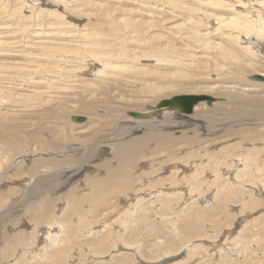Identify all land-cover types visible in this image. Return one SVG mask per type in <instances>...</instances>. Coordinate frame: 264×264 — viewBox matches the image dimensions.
Returning a JSON list of instances; mask_svg holds the SVG:
<instances>
[{"label":"bare ground","instance_id":"6f19581e","mask_svg":"<svg viewBox=\"0 0 264 264\" xmlns=\"http://www.w3.org/2000/svg\"><path fill=\"white\" fill-rule=\"evenodd\" d=\"M205 1L207 4L210 5V8L215 7L216 5V7L218 6V8L221 7L224 10H230L228 7H230L231 4L224 0H205ZM256 1H257V4L259 3L258 5L264 4V0H256ZM52 2L53 4L58 5L60 9H62V13H59L61 12L60 10L52 8V6L51 8L48 6L50 8L48 10L51 13H44V14L42 13V15L46 19L47 18H56V19L60 18L61 20L63 16V21L64 19L69 20V18L72 17L71 14L76 13L77 9L79 8L78 0H52ZM39 3L40 4L43 3L44 5H46L48 3V0H41L39 1ZM245 4H247V2ZM73 5L77 7L75 8L74 12H73L74 10ZM200 5H202L201 2H200ZM33 6L35 5H30V6L27 5V7H29L28 9H30L31 11H32V8H34ZM35 7L40 8L37 5ZM260 8H262V6ZM120 9L122 8L120 7ZM243 9H246V8L244 7ZM33 12L35 13L34 10ZM215 12L216 11H214L213 13L206 12V13L193 14V17L189 18L188 20V21H192V24L185 27V29L191 30V31L192 29L195 30V32L200 33L199 35L205 38L204 41H206V39H208L214 33H218V32L220 33V29L222 27H226L227 30L224 32V34L233 36L231 40L228 39L229 42L227 44L230 47H228L227 45H224L225 43L221 44L222 40L224 41L225 39L226 41L228 36L225 37L224 35L222 36V38L220 37L221 38V42H220V41H216L218 38H216V35H214L215 36L214 42H213L214 44L212 47L217 50L210 51L204 48L202 52L201 51L198 52L199 50L197 51V48L201 47L202 49L203 45L197 46V43L195 40L190 41L189 39L192 38L195 34L191 35L185 31L186 32L185 37H182L180 39L173 37V39L169 40L166 45H161L160 47L155 46V45H150V43L153 42V40L147 39L146 41L151 40V42L148 41L149 46H147L146 48H142V46H140V50L137 49L138 51L137 50L134 51L130 49L134 53L130 52L129 54H127V56L125 54L127 50L120 52L122 56L124 54L126 57V59L120 62L118 60L111 59V55H109V53L113 51L112 49H110L111 51L109 52L99 51L98 54H101L102 56L107 55V58L106 57L101 58L100 55L97 57L95 53L94 57L95 58L100 57L101 63L92 62L90 65L84 64L83 66L80 67V70L83 71L81 74L78 73L80 72V70L77 72L74 69L76 71V74L78 73L77 76L75 75V86L81 89V91H79V94H78L79 96L85 95V93H88L89 95L90 93L96 95L98 92H95V91H97L99 88L103 90L102 94L106 92L111 95V93H113L112 92L113 90L111 91V89H116V90L119 89L118 93L119 92L123 93V97L122 98L120 97L122 101H120L121 100L120 98H119L120 100L118 101L117 100L118 98H117L115 99V101L117 100V102H108L107 99L103 101H99L96 96L92 100H89V101L82 100L83 96H80L81 100L78 102L79 98L76 99V95L74 96V98H65L62 101V102H67L71 100V103H75V113L86 114V116H88L89 118L88 123L85 122L82 124L80 123V121L73 123L74 121L70 122L69 120H67L64 113L60 111L61 109L60 106L58 107L60 101H55L52 98H51L52 99L51 105L40 106L38 102L40 98H37L36 100L34 98L36 95L39 96V94H41L44 91H47L50 93L48 94V96L53 97L54 95H53L52 89L49 88V86L43 84L44 81L38 82V80H40V78H38L39 75L37 76L38 78L37 82L35 81L36 78L34 79V77L29 74H28V77L25 75L26 77L24 76L22 78L21 77L16 78L14 76L8 78L7 82L8 84H10V88H8L6 92L4 91L0 93V97H1L0 102L4 100L6 101L8 97L13 100L14 96H9V95L15 94V92L18 91L17 94L19 93L20 95L22 94L21 97L25 96V98L21 99L22 101L24 100L25 103L22 104V106H20V104L17 106H20L21 110L24 111L25 113L23 112L15 113L13 109L14 113L13 114L11 113V115L6 116V114L0 111V170L2 171L4 168L8 169L9 166H13L9 168L10 171H12V169L14 170L17 169L18 174H20L22 177L23 175L28 174L29 178H23V179L19 178L18 179L15 175V177L13 178H17L16 180H20V181L15 182L14 181L15 179H14L13 180L15 182L14 184H16L17 186L15 187L13 186L12 188H11L12 184L10 186V184L8 183L9 181L8 182L4 181V183L2 184H4V186L6 184L9 185V188L12 189L13 191L14 198L9 196L12 198L10 201V205L13 207H11V210L9 211L20 210L21 206H25L23 208L21 207L22 211H25V212L24 214L20 215V217H23L24 219H19V224L26 227L28 225H31L32 223L35 229L40 230L39 231L40 235L35 238L33 237L34 239L32 238V240H34L33 241L34 243L32 246L34 251L37 252L41 250L42 248L46 249L44 248L45 246L44 247L40 246L41 244H39V247H38L36 243L38 240L42 239L46 242V244L49 243L53 245L54 243L57 246L55 249V254L53 255L54 257L47 254L49 255L50 258H52V260H54L53 262H56L58 260L56 256H59V255L60 257L61 255L63 256L61 258V261H62L64 259V256H66V254L73 253L72 252L73 249H74V253H73L74 255L73 256L70 255L72 256V258L71 257L70 258L73 259V261L75 260V258L80 260L81 258L85 257L83 256L82 253L84 252V249L86 248L84 247L83 243H81L83 242L82 239L85 236L82 239L80 238L81 241L79 239L80 242L77 241L78 239L76 240V238L77 237L79 238L80 235L81 236L84 234L86 235V233L89 232L95 235L93 236L91 234L93 237L90 239L89 243L87 244L88 245L87 254L89 256V259L92 260L90 261L95 264H105V262L104 263L102 262V258H104L105 260L109 256H111L109 258L110 263H107V264H132V262H134V259L132 258V256L133 257L136 256L134 257L136 261L139 258L141 260V258L144 256L145 258L141 260L142 264H243L241 262H238L239 259L234 261L236 258V257L234 258V251L236 249V252H237V248L239 246H243L245 249L248 250L250 248L248 247L250 242L247 243L246 241H248L249 239L248 240L245 239L246 240L245 242L247 243V245H244L245 242L244 244L241 242V240H243L241 237H237V238H232V236L230 237V228L233 224H231L230 227L227 224L232 223V221L235 218L233 217L231 218L230 217L231 215L227 217L226 215H224L221 218L222 219L221 221L220 215L215 219V218L209 217L205 213L198 212L197 206H196V209L192 207L191 204L189 203L190 198H186V195H185V193L192 192L193 187L195 188V190L199 191L201 187H198V186H201L202 184L200 180L202 178H209V176L210 177L213 176L214 182L212 184L210 183L211 184L210 186H212L213 184L214 185L216 184L215 186H217L218 184V188L215 187L216 191L213 192V196H215L216 198L214 202L216 201L218 204L226 205V206L231 201L236 204H239V203L244 204L243 207H241L243 209H240V213H239L243 215L247 207L250 210L255 207L258 208L261 202L258 201L257 197H260V196L255 197V195L259 193L260 191L264 193V177L263 176L261 177L260 175L261 178L257 179V177L259 176L258 171L262 169L261 168L262 163L259 161L260 160L259 157L261 156L260 153L263 152L261 150H263L264 148L258 152L253 151L254 149L255 151L256 149H258V147L255 145V142L258 141L259 139H262V140L264 139V93L257 92L258 90L257 87L264 86V83H260V82H264V81L256 80V81L251 82L250 77L249 78L246 77V76L252 75L254 73L253 71H260L264 73V60H262V58L257 52V50H259L258 49L259 47L262 48L261 44L263 45V42H264V14H263L264 12L262 10L263 13L262 12L260 13V11H258V13L257 12L251 13L247 11L245 12L241 11V13H219L218 9H217L218 13H215ZM169 13H162V14L160 13L161 15H163L161 19L157 20L156 19L157 17H156L155 19L153 18L150 19V21L159 22L161 23L163 28L167 30L171 29V32H173L172 27L174 26V23L172 22V20L174 19L173 17L174 15L169 14ZM200 14H203L202 17L200 16ZM223 14H228V16L227 15L223 16ZM36 15L34 14V16ZM214 15H218L219 20L209 18ZM82 16L84 17V15ZM94 16L95 15H93V17ZM86 17H87V14H86ZM35 18H33V21ZM42 18L43 17H41V19ZM74 18H75L74 19L75 23H73L72 25L74 26L78 25L77 27L79 29L80 23H78V21L81 18L78 17L77 14L75 15ZM146 18L148 22V19L150 17L147 15ZM134 20L130 22H134ZM176 20H179V19H176ZM211 20L212 22H215L218 25H215V26L210 25L209 23L211 22ZM182 21H183V18H182ZM40 22L41 24H43L42 23L43 21H40ZM52 23L55 24L54 22ZM61 23L63 25V22ZM41 24L39 26H43ZM62 25L60 24V26ZM208 25L213 26L211 27V30L208 29ZM44 26H46L45 22H44ZM63 28L68 29L67 30L68 32L77 31V29H71L73 27L71 28L69 27L70 28L69 30V28H67L66 25ZM63 28H62V32H63ZM139 28L140 27H138L137 28L138 30L136 31H139ZM90 31L91 30H89V32ZM108 31L106 32L109 33ZM100 32H103V31H100ZM61 33L59 35L65 36V33L64 34H61ZM90 35L88 33V36ZM77 36H81V35H77ZM249 37H252L250 41H252L253 44L256 42V48H254L255 45H253V46L244 47L243 49H239L237 47L238 43H240L242 40H245V38L247 39ZM66 38H67V35H66ZM79 38L80 37H78V39ZM99 38L97 39L99 40ZM104 39H106V37ZM198 39H200V37ZM212 39L213 38L211 37V41ZM181 40H183L184 43H181L180 42ZM100 41L102 44L103 43L102 40ZM22 42L26 43V41H22ZM77 42L78 41H76V43ZM242 42H245V41H242ZM259 42L261 43L258 44ZM81 44H83L84 46L85 43H81ZM93 44H94V47H96L97 43L93 42ZM128 44H129V41H128ZM198 44L200 43L198 42ZM31 45H33V43ZM107 45L108 44H106V46ZM87 46L89 45L87 44ZM110 46L111 45H109V47ZM117 46L115 48H117ZM64 47L66 46L64 45ZM109 47H107V49ZM61 49H62V46L60 50ZM80 50L82 51V49ZM103 50L105 51V49ZM94 51L95 50H93V52ZM114 52H119V50L114 51ZM73 54L74 52L72 53V55ZM200 54L201 56L204 55V57H201ZM83 55L81 54L80 56L82 57ZM221 56H223L224 58L221 59ZM257 56L260 57V59L257 60L258 58ZM85 58L87 59L89 57H85ZM20 59L19 60L17 59L18 61L16 63L18 64V66L23 67L20 63H18ZM141 59H145L147 61L153 60L156 62H143V60ZM66 60L68 59L66 58ZM139 60H141L140 63H139ZM56 62L57 60L55 61V64ZM198 63L201 66L203 63H207V64L211 63V65L214 63V65L215 66L217 65L218 67L223 65L226 67V74L225 76H223V78H218L215 80L213 79L211 81H208L207 79L204 80L202 78L200 80L191 79V76H194V78H196L195 76L201 74L196 71L197 70L196 65ZM15 64L12 63V66H8V68L11 69L10 71L11 74H12V70L14 71L18 70ZM67 64L69 65L70 63H67ZM61 65L63 64L61 63ZM231 66H235V68H232ZM56 67L59 68V66L57 65ZM73 67H77V66H72V68ZM58 68L54 69L52 66L51 69L49 70L47 69L48 75L45 74V76H44L45 72H43L44 70L41 71L43 72L42 79L43 80L46 79L47 82H51L53 78H59V79L62 78L63 74L61 75L59 74L66 67L62 69L61 71ZM68 69L66 70L69 71L70 69L69 70ZM190 69H194V70L192 71ZM235 69L238 72V73L236 72L237 73L236 78H229L230 74L228 76V73L230 72L232 73V75H234L235 73L233 74V72L235 71ZM218 70L220 71V68ZM223 70L225 71V68H223ZM3 71L1 70V72ZM123 71H126L125 73L126 76L123 79V81L122 80L120 81L116 77L119 74V72H123ZM212 71L213 73L216 72V70H212ZM111 72L113 75L112 77L110 76ZM211 72L209 71L210 74ZM24 73L27 74L28 72L27 73L24 72ZM37 74L39 73L37 72ZM70 74H73V73H70ZM4 75L8 76L10 75V73H4ZM86 75L90 77H86ZM70 76L68 75L67 78L70 79L71 78ZM202 76L205 78L203 74ZM76 77H80V80ZM198 77L199 76H197V78ZM110 78L112 79L109 80ZM68 79H65V80H68ZM46 81L45 83H47ZM110 81L113 83L112 85L113 87L108 85V83H111ZM257 81H260V82H257ZM105 83L106 85L104 86L103 84ZM116 86H119V87H116ZM28 89L30 90L34 89L31 91H34L35 93L27 94ZM38 89H42V92L39 91ZM21 90H24L25 93L24 91L23 93H21L22 92ZM54 92H55V89H54ZM189 92H191L192 94H190ZM177 93L178 95H185V96L205 95L206 98L196 103L193 106V109L191 112H183V111H179L176 109H170L164 103L165 101H168L172 99L173 97L178 96V95H173ZM182 93H186V94H182ZM205 93H208V94H205ZM211 93L214 95L212 96ZM106 95H104V97ZM99 97L101 98V96ZM220 97H224L225 99L224 102H220L219 100H216ZM208 98H210L212 101H209ZM15 101L17 102L18 100H15ZM152 102H155L157 105L156 104L153 105ZM213 102L216 103L214 106H213L214 104ZM55 103H57L58 105ZM150 103H152V105H149V107H145V109L147 108L146 110L139 109V110H142L143 112L137 111V112L143 113L145 115L144 117H136L130 114L132 111H136L134 110V108H140V107L143 108L144 105L150 104ZM102 104L103 105L106 104L108 107L107 109L105 105V108L107 110L106 114H101V112L99 113V111L103 109L101 107ZM205 104L207 105V107L205 106ZM129 108L133 110L127 111ZM17 110H20V109H17ZM194 110L195 112L193 114ZM124 112L127 113L128 117L133 118V120L129 119V124L127 127L125 126V122H128V118L124 115L125 114ZM179 114H182V115L183 114L184 115L193 114V115L183 118L184 120L181 118L182 121L179 122L180 119L178 120V116H177ZM125 117H126V120H125ZM255 121L261 122L262 126H258V127L255 126L253 128H249L250 132L249 133L247 132L249 135L248 136L246 135L247 137H249V139H246V136L244 137V139H242L244 143V147H242V153L240 154V156H238L236 163L233 165L234 169L237 170V173L232 175L230 178H225L229 180L228 182L231 184L230 186L223 184L224 183L223 181L218 182L217 180L220 176L219 174L221 173L222 168H225V166L226 167L232 166L233 161L231 159L227 160L229 161V163H227L226 157H225L223 161V164H225V166H222L217 161L219 157L217 160L214 158L216 162H212L210 165L208 164L209 168L206 167V164L203 163V161L200 164H196L195 163L197 161L196 160L193 163L194 171L186 173L185 167L183 165L185 164L187 165V162H190V161L185 162L183 157L176 158L177 153L175 154V152L178 149L184 148V147L185 148L187 147L189 150L193 149L191 146L195 143L194 139L188 135L175 136L174 132H169L170 130H168L170 128L173 129L174 126H179V127L180 126H189V127L194 126V128L197 129V130H194L196 132L204 131V133L206 132L216 133L218 131H221L225 126H227V129H230V128H234L237 126H241L243 124L255 122ZM121 122H123L122 125H124V127H121ZM260 127H262L263 129ZM136 132H140L141 135L140 134L134 135V133ZM229 134L230 133H227L225 136ZM250 142H254V145H253L254 148L249 147L248 149H246L247 144H249ZM262 147H263V144H262ZM160 148H162L163 151L159 153L160 152L159 150L157 154H161L160 156H162V159H163V152H166V157H168V160L173 161V163L172 164L169 163V165L166 168L161 166L162 164H158L159 163L158 160L160 159L157 160V157L159 155L157 156L156 152ZM218 152H220V150H218ZM186 154L189 155V152H186ZM205 154L207 153L205 152ZM105 155H112V157H109V159H106L102 163L100 162L97 165L96 163L97 160H99L101 157ZM154 155L156 158L154 157ZM214 155L216 154L214 153ZM191 156L192 155H190V157ZM206 156L204 158H206ZM187 159H190V158L188 157ZM140 160H146V164H144L143 166H140L138 163V161L140 162ZM198 160L200 161L202 159L200 158ZM211 160L213 159H210V161L208 162H211ZM167 162L168 161H166V163ZM257 162H259V165H257ZM156 164L161 166V167L156 166L157 169H159L161 172L168 171V173H172V174L171 176L167 178L169 179V182H167V184L157 182L163 179L161 178V176H159L158 179H154L153 181H151L152 184H150L149 187L150 189H154V190L157 189L158 187L160 188L166 187L165 190H158L157 191L158 195L153 196L151 195V192L153 190H149L147 192V195H145L144 193L139 194L137 192L139 190L137 189L136 190L132 189L134 180H138L142 176L143 177L141 178V180L144 177H149L148 172H146L147 174H143L142 176L138 175V178L136 175L134 176L133 173L139 171L141 168L145 169V167H147V169H149L150 166L154 167ZM22 169L23 171L25 170V172H21ZM85 171H88V173ZM103 172L105 175H102V177H100L101 176L100 174L101 173L103 174ZM79 179H82L80 183L83 185V187H88V190H89V192L85 194L84 196L79 195L78 188H75V187L72 188V185L77 183ZM10 180L12 179L10 178ZM18 185H20V188H18ZM177 185H180V187L177 188ZM13 189H16V190H13ZM65 190H67L66 191L67 194H65L64 197H65L66 204L68 206L66 204L65 205L68 207V209L66 208L65 209L66 211L64 210L65 212L61 214L62 211H58V210H62L63 207L65 206V205H62V202H64L63 200L64 198L62 194L65 193ZM207 191H210V190L208 189ZM204 195L205 196L203 200L205 202L206 201L208 202L209 200H205L208 193ZM156 196L159 198H157ZM166 196L172 197V200H169ZM35 197H39V198L35 199ZM174 197L178 199L176 202H174ZM246 200L248 201L246 202ZM26 203L27 205H24ZM157 205L160 206V208H159V211L156 212L155 210H158ZM193 206H195L194 203H193ZM54 208L57 210V212ZM249 209L247 211H250ZM223 210L224 211L222 213L225 212V209ZM6 213L7 212L0 213V219L4 218L6 216ZM11 216L13 215L11 214ZM152 216L156 219V220L154 219L155 221H153ZM173 218H176L178 221V222L172 223L176 226V228L172 226L169 222ZM205 218H208V220H210L212 223L211 229L209 228V225L207 229L209 231L212 230L211 232H213V234H216L215 237H217L218 240L220 237V243L218 240H217L218 241L217 243L215 241H210L211 238L209 240V238L206 237L208 233L205 234V232L203 231L204 227L201 228V224H200V221L204 220ZM218 218L219 220H217ZM258 219L254 221V224H250V222H247V224H243V225H246V227H243V230L241 231L242 232L241 235L244 238L245 235L247 236V234H252L256 238L257 243H259V240L261 239L263 242L262 243L260 242L261 243L260 245L262 246L260 248L262 249V252H263L262 254L264 257V218L262 219L258 218ZM4 222H6V220H4ZM13 222L11 221L10 224L12 225ZM16 223L17 221L14 222L15 225ZM89 223L91 224L90 227L88 226ZM7 224L9 225V222ZM7 224L6 226H8ZM0 225H1V222H0ZM6 226H3L4 233L9 231L8 229L7 231L5 230L7 228ZM3 227L1 231H3ZM12 228L14 227L12 226ZM21 229L20 231H22ZM35 229H33L32 231L36 232ZM239 230L240 229H238V231ZM122 231H124V233ZM23 232L26 233V231H23ZM30 233L32 234V232ZM144 233H146L147 235L149 234L150 238H149V235H148V238L146 236V239H144L145 242L143 243L142 242L143 240L141 238L143 237V235H141L140 237L141 239L139 237L138 238L140 242L142 243L138 244V242L136 241L137 238L135 237L140 236V234H144ZM13 234L11 233L8 235L5 234V236L3 234L4 237L0 241V250L1 248L4 249L5 258L7 256L10 258L11 251H12L11 256H13V258H14V255L17 253L16 252L13 255V252L16 249L14 248L15 245H13L14 243L12 241L15 239H18V241L20 242L22 240V236H20L21 233L19 232V230ZM146 234H144V236ZM30 235L27 234V236H30ZM89 236H87L88 239L86 238L87 241L89 240ZM246 236L245 238H247ZM25 237L26 236H24V238ZM28 238L30 237H27V239ZM111 238H112V242L115 241L118 245V246L116 245L115 247V248L118 247V249L116 250L118 252L117 255L116 254L114 255L112 252L115 248L114 249L110 248L112 244L108 246V244L111 243V241H109L111 240ZM160 238H162L161 242L159 241ZM238 239L242 243L241 245L238 244V241H239ZM228 240H230L229 243H227ZM16 241L17 240H15V243ZM19 242H18V245L20 247ZM149 242H151L152 244H148ZM145 243H147L148 245H145L144 248L141 247V245H144ZM30 244L28 243L29 245L28 247L31 246ZM254 244H250V245H254ZM149 245H151V247H148ZM182 245H184L183 248L181 247ZM107 247L109 248L107 249ZM75 248H78V249L75 250ZM128 248L132 250L130 252H126ZM147 248H150V250L151 249L153 250L150 251ZM226 248L233 255L234 260H232V256L225 255L227 253V251L225 253ZM244 248L241 249L243 250V253H244ZM162 249L164 253L163 252L160 253ZM22 250L23 249H21L20 251L22 252ZM26 250H29V249L26 247ZM51 250L53 249L51 248ZM241 250L239 249L237 254H240L239 251ZM250 250L251 249H249V251ZM181 251H184V253H182ZM23 252L25 253V251ZM31 252H32L31 250L27 251V253H31ZM2 253H3V250H2ZM47 253H50V251ZM249 253L248 255H251ZM79 254H82V255L79 257ZM244 255L246 254L244 253ZM38 256H36V258ZM252 256L254 255L252 254ZM255 257H257V253ZM16 258L17 260L14 262V264H28L24 260V258L26 257L24 258L21 257L19 259L18 257ZM259 258H262V257L261 256L258 257V260H260ZM89 259H88V264H89ZM215 259L218 261V262L216 261L217 263H215ZM28 260H32L34 262L35 259L34 257L33 258L31 257ZM140 260H138L136 264H140ZM258 260L256 259L257 261V262L255 261L256 264L264 263V262L262 263L260 262V261H264V258L263 260H260V261ZM107 261L109 260L107 259ZM41 262H39V260L37 259V261H35V263L33 264H45L44 262L42 263ZM82 263H84V260ZM248 263H250V260L248 261ZM253 263L254 261L252 262V264ZM8 264H10V262ZM59 264H62V263L59 262Z\"/></svg>","mask_w":264,"mask_h":264},{"label":"rangeland","instance_id":"374dc122","mask_svg":"<svg viewBox=\"0 0 264 264\" xmlns=\"http://www.w3.org/2000/svg\"><path fill=\"white\" fill-rule=\"evenodd\" d=\"M36 1V2H35ZM39 1H41V0H0V50H2V51H4V52H2V51H0V69L3 71V72H1V70H0V93H2V92H6L7 91V89L8 88H10V84H8V82H7V80H8V78H10V77H12V76H14V77H16V78H22V77H24L25 75L28 77V74L29 75H32L33 77H34V79H35V81L37 82V79L38 78H40V80H38V82H43V84H45V85H47V86H49V88H51L52 89V91H53V97H51V96H48V94H50L49 92H47V91H44V92H42V89H38L39 91H41L42 93L41 94H39V96H35L34 98H35V100L37 99V98H40L39 100H38V102H39V104H40V106H43V105H46V106H49V105H51V103H52V99H54L55 101H60V103H59V105L57 104V103H55V104H57L58 105V107L60 106V111L61 112H63L64 113V115L66 116V118H67V120H69L70 122H73V123H75V122H79V121H76L75 119H74V117H76V116H84L85 117V120H83V121H80V123H88V116H86V114H84V113H75V103H71V100H69V101H67V102H62L65 98H74V96L76 95V99L77 98H79V100H78V102L81 100L80 98V96H83V98H82V100H92L95 96L97 97V99L99 100V101H103V100H106L107 99V101L108 102H117V100L119 101L122 97H123V93H118V91H119V89H111V91L113 92V93H111V95L110 94H108V93H106V92H104V94H102V91L103 90H101V88H99L97 91H95V92H98L96 95L95 94H92V93H90V95L88 94V93H85V95H78L79 94V91H81V89L79 88V87H76L75 86V75L77 76V74L79 73V74H81L83 71H81L80 70V67L81 66H83L84 64L85 65H90L92 62H97V63H101V61H100V59L101 58H107V55H104V56H102L101 54H98V52L99 51H103V52H109V51H111L110 49H112L113 51H111L110 53H109V55H111V59H113V60H118L119 62L120 61H122V60H124V59H126V57H125V55L123 54V56L120 54V52H123V51H126L127 50V52H125V54H126V56H127V54H129L130 52L131 53H134L132 50H140V46H142V48H146L147 46H149L148 44V41H150L151 42V40H153V42H151L150 43V45H155V46H161V45H166L167 43H168V41L169 40H172L173 39V37H175V38H177V39H180V38H182V37H185V33L186 32H188L189 34H191V35H194L192 38H190L189 40L190 41H193V40H195L196 41V43H197V46H201V45H203V47H202V49H201V47H199V48H197V51L198 52H202V50L204 49V48H206L207 50H210V51H216L217 49H215V48H213L212 46H213V42H214V35H216V38H218L216 41H220L221 42V38H222V36H224L225 35V37L226 36H228V38L226 39V41H225V39H224V41L222 40V42H221V44L223 43H225L224 45H227L228 47H230L227 43L229 42L228 41V39H230L231 40V38L233 37V36H231V35H228V34H224V32L227 30V28L226 27H222L221 29H220V33L218 32V33H214L213 35H211L208 39H206V41H204L205 40V38H203L201 35H199L200 33H197V32H195V30H193L192 29V31L191 30H187V29H185V27H187L188 25H191L192 24V21H188L189 20V18H192L193 17V14H195V13H206V12H211V13H213L214 11H216L215 13H241V11L243 12H245V11H247V12H251V13H258V11H260V13L262 12V10H263V12H264V4L262 5H258L257 4V1L256 0H241V1H239V0H224V1H226V2H228V3H230L231 5H230V7H228L230 10H224L223 8H221V7H219L218 8V6L216 7V5H215V7H211L210 8V5L209 4H207L206 3V1L205 0H78V6H79V8L77 9V12L76 13H74V14H71V13H69V14H71V16L72 17H70L69 18V20H66V19H64V21H63V16H62V18H61V20H60V18H45L43 15H42V13L44 14V13H51L48 9H50L51 8V6H52V8H55V9H58V10H60L61 12H59V13H62V9H60L59 8V6L58 5H56V4H53V2H52V0H48V3L46 4V5H44L43 3L42 4H40L39 3ZM191 2V3H190ZM193 2V3H192ZM200 2H201V4L202 5H200ZM247 2V4H245ZM255 2V3H254ZM87 3V4H86ZM121 4V5H120ZM22 5V6H21ZM27 5H37L38 7H40V8H36L35 6H33L34 8H32V11L30 10V9H28L29 7H27ZM18 6V7H17ZM50 8H49V7ZM240 6H242V7H240ZM248 6V7H247ZM262 6V8H260ZM15 7H17V8H15ZM19 7H21V8H19ZM26 7V8H25ZM73 12L75 11V8H77L76 6H74L73 5ZM120 7L122 8V9H120ZM246 8V9H243V8ZM253 8V10H252V8ZM19 8V9H18ZM11 9H13V10H11ZM21 9V10H20ZM42 9V10H41ZM44 9V10H43ZM143 9V10H142ZM145 9V10H144ZM204 9V10H203ZM216 9V10H215ZM217 9H218V12H217ZM258 9H260V10H258ZM8 10V11H7ZM30 10V11H29ZM33 10L35 11V13L33 12ZM47 10V11H46ZM79 10V11H78ZM206 10V11H205ZM251 10V11H250ZM258 10V11H257ZM13 11V12H12ZM16 11V12H15ZM21 11V12H20ZM40 11V12H39ZM81 11H83V12H81ZM156 11V12H155ZM213 11V12H212ZM15 12V13H14ZM18 12V13H17ZM22 12H24V13H22ZM28 12V13H27ZM88 12V13H87ZM170 12V13H169ZM262 12V13H263ZM36 15V16H34V14ZM68 13V12H67ZM79 13V14H78ZM84 13V14H83ZM87 14V17H86V14ZM95 13V14H94ZM121 13V14H120ZM130 13V14H129ZM156 13V14H155ZM162 13H169V14H172V15H174L173 17H174V21L172 20V22L174 23V26L172 27V31L173 32H171V29H165V28H163V26L161 25V23H159V22H156V21H150V19H155L156 17V19L157 20H159V19H161V17L163 16V15H161ZM180 13H181V15H180ZM191 13V14H190ZM78 15V17H80L81 19L78 21V23H80V28L78 29V25L77 26H74V25H72L73 23H75V15ZM145 14H147L150 18L148 19V22H147V18H146V16L147 15H145ZM160 14V15H159ZM179 14V15H178ZM264 14V13H263ZM81 15V16H80ZM82 15H84V17L82 16ZM93 15H95L94 17H93ZM126 15V16H125ZM202 15L203 14H200V16L202 17ZM224 15H227L228 16V14H223V16ZM31 16V17H30ZM90 16V17H89ZM187 16V17H186ZM36 17V18H35ZM40 17V18H39ZM41 17H43L42 19H41ZM83 17V18H82ZM124 17V18H123ZM177 17V18H176ZM179 17V18H178ZM33 18H35L34 19V21H33ZM93 18V19H92ZM114 18H116V19H114ZM120 18V19H119ZM123 18V19H122ZM126 18V19H125ZM142 20H141V19ZM182 18H183V21L185 20L186 22H187V24H186V22L184 21H182ZM209 18H213V19H217V20H219V16L218 15H214V16H212V17H209ZM91 19V20H90ZM115 21H114V20ZM134 19H136V20H134ZM176 19H179V20H176ZM187 19V20H186ZM46 20V21H45ZM56 20H58V21H56ZM63 22V25H62V23L60 22ZM66 20V21H65ZM73 20V21H72ZM132 20H134V22H130V21H132ZM139 20V21H138ZM40 21H43L42 23L43 24H41V22ZM51 23H50V22ZM56 21V22H55ZM90 21V22H89ZM93 21V22H92ZM117 21V22H116ZM124 23H123V22ZM138 21V22H137ZM142 23H141V22ZM176 21V22H175ZM180 21V22H179ZM24 22V23H23ZM44 22H45V24H46V26H44ZM52 22H54L55 24H53ZM84 22H86V23H84ZM88 22V23H87ZM121 22V23H120ZM136 22H137V24H136ZM41 25H43V26H39L40 24ZM69 23V24H68ZM84 23V24H83ZM117 23H119V24H117ZM140 23V24H139ZM51 24V25H50ZM60 24L62 25V26H60ZM98 24V25H97ZM122 24V25H121ZM134 24V25H133ZM160 24V25H159ZM181 24V25H180ZM210 25H213V26H215V25H218L217 23H215V22H212V20H211V22L209 23ZM39 27H38V26ZM56 25V26H55ZM67 26V28H71V27H73V28H71V29H77V31L78 30H80V31H76V32H73V31H67L68 29H66V28H63L64 26ZM71 25V26H70ZM86 25H88V26H86ZM101 25V26H100ZM128 25V26H127ZM136 25V26H135ZM210 25H208V29H210L211 30V27H213V26H210ZM103 26V27H102ZM119 26V27H118ZM148 27V28H146V27ZM151 26V27H150ZM170 26V25H169ZM61 27V28H60ZM96 27V28H95ZM130 27V28H129ZM133 27V28H132ZM138 27H140L139 28V31H136V30H138L137 28ZM158 27V28H157ZM160 27V28H159ZM62 28H63V32L65 33V36L64 35H59L61 32H62ZM70 28H69V30H70ZM117 28V29H116ZM136 28V29H135ZM163 28V29H162ZM226 28V29H225ZM60 29H61V31H60ZM108 31V30H110V31H108L109 33H107L106 31ZM113 29V30H112ZM133 29V30H132ZM160 29V30H159ZM181 29V30H180ZM89 30H91L90 32H89ZM147 30V31H146ZM162 30V31H161ZM167 30V31H166ZM184 32H183V31ZM85 31V32H84ZM88 31V32H87ZM100 31H103V32H100ZM150 33H149V32ZM155 31V32H154ZM156 31H157V33H156ZM186 31V32H185ZM223 31V32H222ZM61 33V34H64V33ZM81 34H80V33ZM87 32V33H86ZM105 32V33H104ZM115 32V33H114ZM121 32V33H120ZM143 32V33H142ZM154 32V33H153ZM160 32H162V33H160ZM179 34H178V33ZM67 33V34H66ZM77 33V34H76ZM82 33H83V35H82ZM88 33H89V35H90V33H91V38H90V36H88ZM94 33V34H93ZM111 33V34H110ZM126 33V34H125ZM147 33V34H146ZM222 33V34H221ZM84 34H86V35H84ZM107 34V35H106ZM109 34V35H108ZM123 34V35H122ZM142 34V35H141ZM145 34V35H144ZM66 35H67V38H66ZM70 37H69V36ZM74 35H76V36H74ZM77 35H81V36H77ZM104 35V36H103ZM117 35V36H116ZM198 35V36H197ZM220 35V36H219ZM63 36V37H62ZM85 36V37H84ZM97 36H99V37H97ZM116 36V37H115ZM149 36V37H148ZM181 36V37H180ZM197 36V37H196ZM76 37V38H75ZM78 37H80L79 39H78ZM83 39H82V38ZM89 37V38H88ZM99 38V40L97 39V38ZM101 37H102V39H101ZM106 37V39H104ZM108 37V38H107ZM200 37V39H198ZM211 37L213 38L212 39V41H211ZM221 37V38H220ZM62 38V39H61ZM66 38V39H65ZM72 38H73V40H72ZM251 38L252 37H249V38H245V40H242V41H245V42H240V43H238V48L239 49H243L244 47H247V46H253V45H255L254 46V48H256V42L253 44V42L252 41H250L251 40ZM16 39V40H15ZM17 39H18V41H17ZM21 39V40H20ZM75 39H76V41H78L77 43H76V41H75ZM85 39V40H84ZM87 39V40H86ZM117 39V40H116ZM122 39V40H121ZM138 39V40H137ZM147 39H151V40H148V41H146ZM198 39V40H197ZM35 40V41H34ZM85 42H84V41ZM89 40V41H88ZM94 40V41H93ZM100 40H102V42L104 43H102L101 44V41ZM109 40V41H108ZM116 40V41H115ZM203 40V41H202ZM240 40V39H239ZM238 40V41H239ZM22 41H26V43L25 42H22ZM33 41V42H32ZM39 42V43H37V42ZM65 41H66V43H65ZM80 41V42H79ZM83 41V42H82ZM113 41V42H112ZM118 41H120V42H118ZM128 41H129V44H128ZM134 41V42H133ZM137 41V42H136ZM202 41V42H201ZM13 42V43H12ZM33 43V45H31L32 43ZM62 42H64V43H62ZM93 42L94 43H97L96 44V47H94V44H93ZM116 42V43H115ZM136 42V43H135ZM138 42H142L141 44L140 43H138ZM143 42H144V44H143ZM181 43H184V41L183 40H181L180 41ZM198 42L200 43V44H198ZM203 42H204V44H203ZM16 43V44H15ZM20 43V44H19ZM31 43V44H30ZM61 43V44H60ZM81 43H85L84 44V46H83V44H81ZM100 45H99V44ZM111 43V44H110ZM122 43V44H121ZM126 43V44H125ZM134 43V44H133ZM261 42H259L258 44H260ZM21 44H22V46H21ZM66 46V47H64V45ZM78 44V45H77ZM80 44V45H79ZM87 44L89 45V46H87ZM106 44H108L107 46H106ZM136 44V45H135ZM243 44H245V45H243ZM36 45V46H35ZM62 46V49L60 50V48H61V46ZM75 45V46H74ZM109 45H111L110 47H109ZM115 45V46H114ZM118 45V46H117ZM205 45V46H204ZM207 45V46H206ZM17 46V47H16ZM67 46H69V47H67ZM71 46V47H70ZM77 46H78V48H77ZM106 48H105V47ZM117 46V48H115ZM122 46V47H121ZM123 46H124V48H123ZM136 46V47H135ZM64 47V48H63ZM80 47V48H79ZM107 47H109L108 49H107ZM114 47V48H113ZM121 47V48H120ZM125 47H126V49H125ZM131 47V48H130ZM133 47V48H132ZM138 47V48H137ZM261 47L263 48H258L259 50H257V52H258V54L260 55V57L262 58V60H264V42H263V45L261 44ZM66 48V49H65ZM84 48V49H83ZM120 48V49H119ZM128 48H129V50H128ZM135 48V49H134ZM64 49H65V51H64ZM80 49H82V51L80 50ZM87 49H89V50H87ZM103 49H105V51L103 50ZM123 49V50H122ZM130 49H132V50H130ZM76 50V51H75ZM80 50V51H79ZM87 50V51H86ZM93 50H95L94 52H93ZM117 50H119V52H114V51H117ZM121 50V51H120ZM137 50V51H138ZM146 50V49H145ZM67 51H68V53H67ZM90 53H89V52ZM97 51V52H96ZM16 52V53H15ZM24 52H26V53H24ZM64 52H66V53H64ZM74 52V54L72 55V53ZM112 52H114V53H112ZM95 53H96V55H97V57L100 55V57L99 58H95L94 57V55H95ZM112 53V54H111ZM115 53H117V54H115ZM68 54V55H67ZM71 54V55H70ZM83 55L82 57L84 58V59H86L85 57H89V58H87L86 60H84L80 55ZM92 54V55H91ZM24 55H26V56H24ZM42 55H44V56H42ZM79 55V56H78ZM89 55V56H88ZM117 55V56H116ZM121 55V56H120ZM116 56V57H115ZM200 56H201V54H200ZM28 57V58H27ZM114 57V58H113ZM201 57H204V55L203 56H201ZM258 57V56H257ZM260 57H258L257 58V60L258 59H260ZM20 58H22V59H20ZM32 58V59H31ZM66 58L68 59V60H66ZM71 58V59H70ZM117 58V59H116ZM120 58V59H119ZM222 58H224L223 56H221V59ZM20 59V61L18 62V63H20L23 67H21V66H18V64L16 63L18 60ZM70 59V60H69ZM74 59V60H73ZM99 59V60H98ZM16 60V61H15ZM26 60V61H25ZM29 60V61H28ZM57 60V62H56V64H55V61ZM76 60V61H75ZM79 60V61H78ZM85 62H84V61ZM141 60H143V62H156V61H153V60H150V61H147V60H145V59H141ZM141 60H139V63H140V61ZM15 61V62H14ZM50 61H52V62H50ZM81 61V62H80ZM225 61V60H224ZM223 61V62H224ZM41 62H43V63H41ZM70 63L72 66H77V67H73L72 68V66L69 64H67V63ZM78 62H80V63H78ZM83 62V63H82ZM137 62H138V60H137ZM12 63H16L15 65H16V67H17V69L18 70H12V74H11V69H9L8 68V66H12ZM23 63V64H22ZM40 63V64H39ZM47 63H49V64H47ZM50 63H52V64H50ZM61 63L63 64V65H61ZM29 64V65H28ZM54 64V65H53ZM59 64V65H58ZM221 64V63H220ZM31 65V66H30ZM48 65V66H47ZM50 65H52L53 66V68L55 69V68H58V67H56V65L57 66H59V68L58 69H60V71L62 70V69H64L65 67V69L64 70H66V69H68L69 71H61L60 72V74L59 75H61V74H63V76H62V78H53V79H55V80H51V82H47L46 81V79L45 80H43L42 78H43V72H45L44 73V76H45V74L46 75H48L47 74V71L49 70V69H51L52 68V66H50ZM199 63L196 65V71L198 72V73H201V74H199V75H197V76H199L198 78H197V76H195L196 78H194V76H191V79H196V80H200L201 78L202 79H207L208 81H211V80H215V79H218V78H223V76H225V74H226V67L225 66H215L214 65V63L212 64L213 65V67H212V65H211V63H209V64H207V63H203L202 64V66L204 67H202L201 65H199ZM257 65V64H256ZM7 66V67H6ZM44 68H42V67ZM71 66V67H70ZM30 67V68H29ZM37 68V70H36V68ZM46 67V68H45ZM198 67V68H197ZM215 67V68H214ZM232 68H235V66H231ZM4 68V69H3ZM42 70H41V69ZM220 68V71L218 70ZM222 68V69H221ZM223 68H225V71L223 70ZM36 71H35V70ZM39 69V70H38ZM46 69V70H45ZM48 69V70H47ZM57 69V70H58ZM78 72L79 70H80V72H78L77 74H76V71ZM206 69H208L210 72L212 71V70H216V72L215 73H213V71L211 72V74L209 73V71L208 70H206ZM6 70V71H5ZM27 70V71H26ZM44 70V71H43ZM56 70V71H57ZM190 70H194V69H190ZM33 71V72H32ZM35 71V72H34ZM41 71H43V72H41ZM202 71V72H201ZM205 72V74H204V72ZM207 71H208V73L210 74H208L207 73ZM223 71V72H222ZM24 72H28L27 74H25ZM37 72L39 73V74H37ZM63 72H65V73H63ZM66 72H68V73H66ZM225 72V73H224ZM237 71H236V69H235V71L233 72V74L234 75H232V73H228V76H229V74H230V76H229V78H236V75H237V73H236ZM254 73L252 74V75H250V76H246V77H250V80H251V82H253V81H256V80H253L251 77L253 76V75H256V74H260V75H264V73L263 72H260V71H253ZM4 73H10V75H4ZM41 73V74H40ZM70 73H73V74H70ZM126 71H123V72H119V74L117 75V77L116 78H118L120 81L122 80L123 81V79L125 78V76H126ZM218 73V74H217ZM221 73V74H220ZM24 74V75H23ZM65 74V75H64ZM202 74L205 76V78L202 76ZM35 75V76H34ZM39 75V77L37 78V76ZM68 75L71 77L70 79H68L67 77H68ZM74 77H73V76ZM208 75V76H207ZM219 75V76H218ZM220 75H222V76H220ZM25 76V77H26ZM42 76V77H41ZM111 77L113 76L112 75V72H111V75H110ZM122 76H124V77H122ZM209 76H211V77H209ZM213 76V77H212ZM218 76V77H217ZM233 76V77H232ZM245 76V75H244ZM243 76V77H244ZM84 77V76H83ZM86 77H90V76H88V75H86ZM52 78V77H51ZM76 78H78L79 80H80V77H76ZM189 78H190V76H189ZM65 79H68V80H65ZM87 79V78H86ZM112 78H110L109 80H111ZM45 81L47 82V83H45ZM111 82V81H110ZM257 82H260V81H257ZM107 83V82H106ZM106 83L105 84H103L104 86L106 85ZM260 83H264V82H260ZM9 85V86H8ZM108 85H110L111 87H113L112 85H113V83L111 82V83H108ZM7 87V88H6ZM116 87H119V86H116ZM121 87H123V86H121ZM33 88V87H32ZM258 88V90H257V92H260V93H264V86H261V87H257ZM54 89H55V92H54ZM31 90H34V89H31ZM30 89H28V91H27V94H34L35 92L34 91H31ZM58 90V91H57ZM22 91V92H21ZM20 92L21 93H23V91L24 90H21ZM31 91V92H30ZM115 91V92H114ZM18 92V91H17ZM17 92H15V94H10L9 96H14V98H13V100L11 99V98H7L6 99V101L4 100V99H2V100H4V101H1L0 102V106H2V107H0V111L1 112H3L4 114H6V116L7 115H11V113L13 114L14 113V111H15V113H17V112H23V113H25L24 111H22L21 110V107L20 106H22V104H24L25 103V101L23 100H21V99H23V98H25V96H22L21 97V95H20V93L19 94H17ZM131 92V91H130ZM129 92V93H130ZM24 93H25V91H24ZM102 95H101V94ZM190 94H192L191 92H189ZM107 94V95H106ZM120 94V95H119ZM121 94H122V96H121ZM179 94H181V93H179ZM182 94H186V93H182ZM193 94H195V93H193ZM201 94V93H200ZM204 94V93H203ZM205 94H208V93H205ZM212 94V93H211ZM89 95V96H88ZM104 95H106L105 97H104ZM173 95H178V93L177 94H173ZM172 95V96H173ZM210 95V94H209ZM214 94H212V96H213ZM20 96V97H19ZM99 96H101V98L99 97ZM18 97V98H17ZM56 99H55V98ZM109 97H110V99H109ZM121 97V98H120ZM128 97V96H127ZM215 97V96H214ZM52 98V99H51ZM118 98V99H117ZM120 98V99H119ZM167 98H169V97H167ZM0 99H1V97H0ZM11 99V100H10ZM60 99V100H59ZM115 99H117L116 101H115ZM165 99V98H164ZM15 100H18L17 102L15 101ZM161 100V99H160ZM216 100H219L220 102H224V97H220V98H218V99H216ZM20 101V102H19ZM120 101H122V99L120 100ZM37 102V101H36ZM16 103V104H15ZM18 103V104H17ZM106 103V102H105ZM153 103V105H155L156 103L155 102H152ZM152 103H150V104H146V105H144L143 106V108H134V110H136V111H142V110H139V109H144V110H146L145 109V107H149V105H152ZM202 103V102H201ZM214 103V102H213ZM13 104H15V105H13ZM20 104V106H17V105H19ZM37 104V103H36ZM207 104V103H206ZM205 104V106L207 107V105ZM216 103H214L213 104V106L215 105ZM12 105V106H11ZM106 105V104H105ZM105 105H101V107L103 108L102 110H100L99 111V113L101 112V114H106V112H107V110H106V108L108 109V107H107V105H106V108H105ZM109 105V104H108ZM157 105V104H156ZM6 107V108H4V107ZM37 106H39V105H37ZM212 106V107H213ZM15 107H16V109H15ZM18 107V108H17ZM1 108H2V110H1ZM11 108V109H10ZM105 108V109H104ZM209 108H211V107H209ZM11 111H10V110ZM13 109H14V111H13ZM17 109H20V110H17ZM38 109H39V107H38ZM17 110V111H16ZM130 110H133V109H128L127 111H130ZM8 111V112H7ZM126 111V112H127ZM126 112H124L125 114V116L128 118V122H125V126L127 127L128 126V124H129V119H131V120H133V118H131V117H128V115H127V113ZM143 112V111H142ZM194 112H195V110L193 111V114H194ZM173 114H174V112H173ZM175 114H177V113H175ZM193 114H179V115H177L178 116V120L180 119V121L179 122H181L182 121V119L183 118H185V117H188V116H191V115H193ZM181 115V116H180ZM126 117H125V120H126ZM182 118V119H181ZM184 120V119H183ZM122 123L123 122H121V127H124V125H122ZM87 126V125H86ZM255 126H262V123L261 122H259V121H255V122H251V123H248V124H243V125H241V126H237V127H234V128H230V129H227V126H225L221 131H218V132H216V133H210V132H206V133H204V131H202V132H196V131H194V130H197V129H195L194 128V126H192V127H189V126H174V128L172 129V128H170V129H168V130H170L169 132H174V135L175 136H183V135H188V136H191V138H193L194 139V144L191 146L193 149H191V150H189L187 147V149L185 148H180V149H178L176 152H175V154H176V158L178 157V158H182L183 157V159L185 160V162L186 161H190V162H187V165L185 164V165H183L184 167H185V172L186 173H189V172H193L194 171V167H193V163L195 162L196 164H200L202 161H203V163H205L206 164V167L207 168H209V165L212 163V162H216V160L218 159V157H219V159L217 160L219 163H220V165H222V166H225V164H223V161H224V158L226 157V161L227 160H229V159H231L233 162H232V166H230V167H226L225 166V168H222V170H221V173L219 174L220 176H219V178H218V182H220V181H223L224 183L223 184H226V185H228V186H230L231 184L228 182L229 180L228 179H225V178H230L232 175H234V174H236L237 173V170H235L234 169V164L236 163V161H237V158H238V156H240V154L242 153V147H244V143H243V141H242V139H244V137L247 135H249L248 133L250 132V130H249V128H253V127H255ZM180 128V129H179ZM260 128H262V127H260ZM182 129V130H181ZM263 129V128H262ZM167 130V131H168ZM172 130V131H171ZM180 130V131H179ZM193 130V131H192ZM177 131V132H176ZM199 131V130H198ZM246 132V133H245ZM248 132V133H247ZM183 133V134H182ZM197 133V134H196ZM227 133H230L229 135H227V136H225ZM244 133H245V135H244ZM135 134H140L141 135V133L140 132H136V133H134V135ZM246 136V139H249V137H247ZM224 137V138H223ZM213 138H214V140H213ZM222 139H224V140H222ZM217 140H219V141H217ZM251 140V139H250ZM256 141V140H255ZM254 141V142H255ZM263 141H264V139L262 140V139H259L258 141H256L255 142V145L258 147V149H256V151H255V149L253 150L254 152H258V151H260L261 149H263L264 148V143H263ZM254 142H250L249 144H247V147H246V149H248L249 147L251 148V147H253V145H254ZM262 144H263V147H262ZM232 146V147H231ZM235 146H236V148H235ZM234 147V148H233ZM165 148H167V147H165ZM169 148H171V147H169ZM254 148V147H253ZM182 149H184V150H182ZM159 150H160V152H159ZM184 152H182V151ZM218 150H220V152H218ZM163 150H162V148H160V149H158V151L156 152V154L159 152V153H161ZM191 151V152H190ZM204 151V152H203ZM261 151H263V152H261L260 153V157H259V161L262 163V169L261 170H259L258 171V173H259V176L257 177V179H259V178H261L262 176L264 177V155H262V154H264V149L263 150H261ZM186 152H189V155L188 154H186ZM205 152L207 153V154H205ZM211 152H213V153H211ZM218 152V153H217ZM209 153H210V155L212 156H210L209 155ZM214 153L216 154V155H214ZM221 153V154H220ZM155 154V155H156ZM164 154H165V156H164ZM197 154V155H196ZM205 154V155H204ZM219 156H218V155ZM228 154H230V155H228ZM155 155H154V157H155ZM160 156L161 154H157V156ZM187 155V156H186ZM190 155H192L191 157H190ZM206 155H208V156H206ZM159 156L157 157V160L158 159H160V160H158L159 161V163L158 164H162L161 166H163L164 168H166L168 165H169V163L170 164H172L173 163V161L171 160H168V157H166V152H163V159H164V161H163V159H162V156H160V158H159ZM198 156H199V158H198ZM206 156V158H204ZM216 156V157H215ZM108 157V158H107ZM109 157H112V155H105V156H103V157H101L99 160H97V165L101 162H103L104 160H106V159H109ZM190 158V159H187V158ZM209 157V158H208ZM229 157V158H228ZM156 158V157H155ZM165 158H167V159H165ZM175 158V159H176ZM193 158H195V159H193ZM202 159V160H198V159ZM214 158L216 159V160H214ZM210 159H213V160H211V162H208V161H210ZM162 160V161H161ZM230 160V161H231ZM166 161H168L167 163H166ZM138 163H139V165L140 166H143L144 164H146V160H140V162L138 161ZM227 163H229V161H227ZM209 164V165H208ZM5 165H7V164H5ZM257 165H259V162H257ZM9 166V165H8ZM161 167L160 165H155L154 167L153 166H150V168L149 169H147V167H145V169H142L141 167V169L139 170V171H137V172H135V173H133L134 174V176L136 175L137 176V178H138V175H140V176H142L143 174H147L146 172H148L149 173V177H144L142 180H141V178L143 177H141V178H139L138 180H134V183H133V187H132V189H134V190H139V191H137L139 194H145V195H147V192L149 191V190H153L152 192H151V195H158V193H157V191L158 190H165V188L166 187H164V188H160V187H158L157 189H150V184H152V182L151 181H153L154 179H158V177L159 176H161V178H163L162 180H159V181H157V182H161V183H166L167 184V182H169V179H167L169 176H171V174L172 173H168V171L167 172H161L159 169H157V167ZM11 167H13V166H9V168H11ZM7 168V167H6ZM3 169L2 171L0 170V181H1V183H0V191H1V193H0V213H5V212H7L6 213V216L4 217V218H2V219H0V222H1V227H0V241H1V239L5 236V234H13V233H16L18 230H19V232L22 234V233H24V234H20V236H22V240L19 242L18 241V239H15V240H17L16 241V243H15V240H13L12 242L14 243L13 245H15V249L17 250H15L14 252H13V255H14V258H13V256H11L12 255V251H11V254H10V258L7 256L6 258H5V256H4V249L3 248H1V250H0V264H8L9 262H10V264H14V262L17 260V258L16 257H18V259L19 258H24V257H26V258H24V260L28 263V264H33V263H35V261H37V259L39 260V262H44L45 264H59V262L60 263H62V264H88V259H89V256H88V254H87V247H88V243H89V241H90V239L95 235V234H93V233H86V235L84 234V235H80L79 236V238L77 237L76 238V240L77 241H79V239L81 238H83L84 236V238L82 239L83 240V242H81V243H83V245H84V247L86 248V249H84V252H85V254H84V252L82 253L83 254V256H85V257H83V258H81L80 260H78V259H76L75 258V260L73 261V259H71L72 258V256L74 255L73 253H74V249H73V253H68V254H66V256H64V259L61 261V258L63 257L62 255H61V257H60V255L59 256H56L57 257V261L56 262H53L54 260H52V258H50L49 257V255L50 256H53L54 254H55V249H56V245L53 243V245L52 244H49V243H47L46 244V242L44 241V240H38L36 243H37V245H38V247H39V244H41L40 246H45L44 248H46V249H41V250H39V251H34L33 250V248H32V246H33V241L34 240H32V238L34 237H38L39 235H40V233H39V229H35V227H34V225L31 223V225H28V226H23V225H21V224H19V219H24L23 217H20V215H22V214H24V212L25 211H22V208L23 207H25V206H21L20 207V210H16V211H9V210H11V207H13V206H11L10 205V201H11V199L12 198H14L13 197V191H12V189H10L9 188V185H5L4 186V184H2V183H4V181H6V182H8L9 184H10V186H11V184H12V186H11V188L14 186H17L16 184H14L16 181H20V180H16L17 178L19 179V178H29V175L28 174H25V175H23V177L20 175V174H18L17 173V169H12V171H10V169ZM138 169V168H137ZM156 170V171H155ZM212 170V169H211ZM8 171V172H7ZM21 172H25V170L23 171V169L21 170ZM85 172H87L88 173V171H85ZM9 173V174H8ZM13 173H14V175H13ZM29 173H31V172H29ZM160 173V174H159ZM15 175H16V177L17 178H13V177H15ZM19 175V176H18ZM101 176L100 177H102V175H105L104 174V172H103V174L101 173L100 174ZM260 175H261V177H260ZM2 176V177H1ZM8 176H10V177H8ZM12 176V177H11ZM45 176H46V174H45ZM8 177V178H7ZM10 178L12 179V180H10ZM3 179V180H2ZM8 179V180H7ZM15 179V180H14ZM214 177L213 176H209V178H202L200 181H201V186H198V187H201L200 189H199V191L198 190H195V188L193 187H191L193 190H192V192H189V193H185V195H186V198H190V201H189V203L191 204V206L192 207H194L195 209H196V206H197V208H198V212H201V213H205V214H207L209 217H212V218H217L219 215H220V219L224 216V215H226V217L227 216H230L231 218L233 217V218H235L233 221H232V223H229V224H227V225H229V227H230V225L231 224H233L232 226H231V228H230V237L232 236V238H237V237H241L243 240H241L240 238V240H241V242L244 244V242L246 241L245 239H249L248 241H246L247 243H249V246L248 247H250L249 249H251L250 251H249V249L247 250V249H245L243 246H239L238 248H237V252H236V249H235V251H234V258H235V260H234V258H233V255L230 253V251L226 248V250H225V253H226V251H227V253L225 254V255H229V256H232V260H234V261H236V260H238V262H241V263H243V264H252V262L254 261V263L253 264H256V259L258 260V257H262V258H259L260 260H263V252H262V249L260 248V247H262L260 244L263 242L261 239L259 240V243H257L256 242V238L252 235V234H247V238H245V236H244V238L242 237V230H243V227H246V225H243V224H247V222H250V224H254V221L255 220H257L258 218H264L263 216H264V193L262 192V191H260L259 193H257L256 195H255V197H257V196H260V197H257L258 198V201L259 202H261V204L258 206V208L257 207H255V208H252L251 210L247 207L246 209H245V213H243V215L242 214H239L240 213V209H243V208H241V207H243V205L244 204H241V203H239V204H236V203H234V202H229V201H227V202H229L228 204H227V206L226 205H221V204H218L216 201V203L214 202V200H216V198H215V196H213V192H215L216 190V188L215 187H217L218 188V184H217V186H215L214 184L212 185V186H210L213 182H214ZM227 180V181H225V180ZM15 182H14V181ZM82 179H79V181L77 182V183H75V184H73L72 185V188L73 187H75V188H78L79 190H78V192H79V195L80 196H84L85 194H87L88 192H89V190H88V187H83V185L80 183V181H81ZM207 180H208V182H207ZM260 180H262V179H260ZM206 181V182H205ZM216 181V180H215ZM217 182V183H218ZM86 183V182H85ZM84 183V184H85ZM205 183V184H204ZM211 183V184H210ZM134 185H135V187H134ZM203 185V186H202ZM193 186V185H192ZM208 186H210V187H208ZM180 187V185H177V188H179ZM18 188H20V185H18ZM213 188V189H212ZM7 189V190H6ZM210 190V191H207V190ZM13 190H16V189H13ZM77 190V189H76ZM212 190V191H211ZM67 190H65V193H63L62 194V196H63V200H64V202H62V205H65L66 204V201H65V194H67V192H66ZM185 191V190H184ZM11 192H12V194H11ZM130 192H132V191H130ZM3 193V194H2ZM6 193V194H5ZM153 193V194H152ZM206 193H208V195H207V197L205 198V200H209L208 202L206 201H204L203 200V198H204V194H206ZM262 193V194H261ZM11 194V195H10ZM191 194H192V196H191ZM201 194H202V196H201ZM8 195V196H7ZM44 195V194H43ZM78 195V196H79ZM9 196H11V197H9ZM184 196V195H183ZM182 196V197H183ZM200 196V197H199ZM6 197V198H5ZM8 197V198H7ZM157 197V196H156ZM169 200H172V197H170V196H166ZM197 197H199V198H197ZM5 198V199H4ZM16 198V197H15ZM39 197H35V199H38ZM157 198H159V197H157ZM195 198V199H194ZM214 198V199H213ZM1 199H3V200H1ZM8 199V200H7ZM203 200V201H201V200ZM178 199H176L175 197H174V202H176ZM193 201V202H192ZM248 200H246V202H247ZM5 203V204H4ZM64 203V204H63ZM193 203H194V205L195 206H193ZM234 203V204H233ZM9 207H8V206ZM24 205H27V203L26 204H24ZM67 205V204H66ZM65 205V206H66ZM2 206V207H1ZM63 207V209L62 210H58V211H62L61 212V214L63 213V212H65L66 210V208L68 209V205L66 206V207ZM158 206V205H157ZM215 206V207H214ZM247 206V205H246ZM6 207V208H5ZM172 207H174V206H172ZM56 208V207H55ZM54 208V209H55ZM86 208H88V207H86ZM158 208V210H155L156 212L157 211H159V208H160V206H158L157 207ZM251 208V207H250ZM53 209V208H52ZM162 209V208H161ZM202 209V210H201ZM223 209H225V212L224 213H222L224 210ZM250 210V211H247V210ZM56 210V209H55ZM65 210V211H64ZM186 210V209H185ZM204 210V211H203ZM222 210V211H221ZM22 211V212H21ZM218 211H220V212H218ZM257 211V212H256ZM56 212H57V210H56ZM155 212V213H156ZM215 212H217V213H215ZM154 213V212H153ZM234 213V214H233ZM237 213V214H236ZM242 213V212H241ZM9 214V215H8ZM11 214L13 215V216H11ZM235 214H236V216H235ZM29 215H30V213H29ZM242 215V216H241ZM260 216V217H259ZM10 217H11V219H10ZM20 217V218H19ZM238 217H239V219H238ZM245 217V218H244ZM99 218V217H98ZM225 218V217H224ZM223 218V219H224ZM242 218V219H241ZM249 220H247V219ZM6 220V222H4V220ZM12 219H14V220H12ZM152 219H153V221H155L156 219L152 216ZM155 219V220H154ZM174 220V221H173ZM208 218H205L204 220H202V221H200V224H201V228L202 227H204V232H205V234H207L208 233V235H206V237L207 238H209V240H210V238H211V240L210 241H215L216 243L219 241V243H220V237H219V240L217 239V237H215L216 236V234H213V232H211L212 230H208L207 229V227H208V225H209V228L211 229V225H212V223H211V221L210 220H208ZM217 220H219V218L217 219ZM237 220H239V221H237ZM245 220V221H244ZM247 220V221H246ZM259 220V219H258ZM11 221L13 222H16L17 221V223H16V225L14 224V222H13V224L11 225L10 223H11ZM161 221V220H160ZM206 221V222H205ZM221 221H222V219H221ZM244 221V222H243ZM9 222V225L7 224ZM170 222V224L172 225V226H174L175 228H176V226L174 225V224H172V223H174V222H178L177 221V219L176 218H173L172 220H170L169 221ZM205 222V223H204ZM220 222V221H219ZM208 223V224H207ZM239 223H241V224H239ZM6 224L8 225V226H6ZM206 224V225H205ZM18 225V226H17ZM21 225V226H20ZM90 223H89V227H90ZM3 226H6L7 228L5 229L6 231H7V229L9 230V231H5L6 233H4V227ZM12 226L14 227V228H12ZM31 226V227H30ZM2 227H3V231H1V229H2ZM88 227V228H89ZM227 227V226H226ZM235 227V228H234ZM22 228V229H21ZM24 228V229H23ZM228 228V227H227ZM226 228V229H227ZM234 228V229H233ZM11 229V230H10ZM20 229L22 230V231H20ZM33 229H35L36 230V232H33L32 230ZM207 229V230H206ZM229 229V228H228ZM238 229H240L239 231H238ZM14 230V231H13ZM11 231V232H10ZM23 231H26V233L25 232H23ZM10 232V233H9ZM30 232H32V234L30 233ZM38 232V233H37ZM123 233H124V231H122ZM203 232V233H204ZM3 234H4V236H3ZM26 234V235H25ZM27 234H31L30 236H27ZM93 236H92V235ZM144 234H146V233H144ZM144 234H140V236H137V237H135V238H137L136 239V241L138 242V244H140V243H144L145 241H144V239H146V236H147V238H148V235L146 234L145 236H144ZM14 235V234H13ZM18 235V234H17ZM90 235V236H89ZM141 235H143V237H141ZM253 236V238H252V236ZM24 236H26L25 238H24ZM87 236H89V240L87 241V239H88V237ZM212 236V237H211ZM249 236V237H248ZM27 237H30V238H28L27 239ZM141 237L142 238V242H140V240H139V238ZM33 238V239H34ZM87 238V239H86ZM140 238V239H141ZM149 238H150V235H149ZM206 238V239H207ZM213 238H215V239H213ZM255 238V239H254ZM30 239V240H29ZM81 239H80V241H81ZM109 239V238H108ZM114 239V238H113ZM238 239V240H239ZM115 240V239H114ZM113 240V241H114ZM148 240V239H147ZM161 240H162V238H160V242H161ZM218 240V241H217ZM237 240V241H238ZM240 240L238 241V244H242L241 242H240ZM251 240V241H250ZM32 241V242H31ZM42 241V242H41ZM44 241V242H43ZM79 241V242H80ZM109 241H111V243L110 244H108V246L109 245H111L110 246V248L111 249H114L115 247H116V245H117V243L114 241V242H112V238H111V240H109ZM18 242H19V244H20V247H19V245H18ZM230 242V240H228L227 241V243H229ZM236 242V241H235ZM245 242V244L244 245H247V243ZM252 242H256L255 244L254 243H252ZM261 242V243H260ZM28 243L31 245L30 247H28L29 245H28ZM17 244V245H16ZM86 244V245H85ZM148 244H152L151 242H149ZM147 243H145L144 245H141V247H145V245H148ZM250 244H254V245H250ZM49 245H51V246H49ZM115 245V246H114ZM257 245H258V247H257ZM24 246H26L29 250H26V247H24ZM47 246V247H46ZM118 246V245H117ZM18 247V248H17ZM53 249V250H51V248ZM147 247V246H146ZM148 247H151V245H149ZM182 248L184 247V245H182L181 246ZM257 247V248H256ZM109 247H107V249H108ZM244 248V253L247 255H244V253H243V250H241V249H243ZM259 248V249H258ZM21 249H23L22 250V252L20 251ZM76 249H78V248H75V250ZM118 249V247L117 248H115L112 252H113V254L115 255H117V250ZM142 249V248H141ZM147 249H149L150 250V248H147ZM146 249V250H147ZM241 250V251H239V253L240 254H237L238 253V250ZM2 250H3V253H2ZM32 251L31 253H27V251ZM50 251V253H47V252H49ZM132 249H130V248H128L127 249V251L126 252H130ZM153 249H151L150 251H152ZM23 251H25V253L23 252ZM34 251V252H33ZM44 251V252H43ZM47 251V252H46ZM54 251V252H53ZM142 251V250H141ZM250 253H249V252ZM42 252V253H41ZM161 252H163V249L160 251V253ZM182 253H184V251H181ZM247 252V253H246ZM22 253V254H21ZM24 253V254H23ZM37 253V254H36ZM164 253V252H163ZM175 253V252H174ZM242 253H243V255H242ZM248 253L249 254H251V255H248ZM256 253H257V257H255L256 256ZM258 253H260V254H258ZM32 254V255H31ZM46 254V255H45ZM47 254H49V255H47ZM82 254H79V257L82 255ZM87 254V255H86ZM143 254V253H142ZM173 254V253H172ZM231 254V255H230ZM252 254L254 255V256H252ZM38 255H40V256H38ZM68 255V256H67ZM70 255H72V256H70ZM174 255V254H173ZM242 255V256H241ZM36 256H38L37 258H36ZM43 256V257H42ZM46 258H45V257ZM88 256V257H87ZM139 256H140V254H139ZM238 256V257H237ZM253 258H251V257ZM4 259H3V258ZM33 258L34 257V262L32 261V260H28V259H30V258ZM48 257H49V259H48ZM54 257V256H53ZM71 257V258H70ZM111 256H109V257H107L105 260H104V258H102V262L104 263L105 262V264H107V263H110V258ZM134 257H136V256H134ZM133 256H132V258L134 259V262H132V264H136L137 263V261L138 260H140V258L139 259H137V261H136V259L134 258ZM41 260H40V259ZM66 258V259H65ZM70 258V259H69ZM145 257L143 256L142 258H141V260H143ZM246 258V259H245ZM47 259H48V261H47ZM107 259L109 260V261H107ZM247 259H248V261L250 260V263H248V261H247ZM83 260H84V263H82L83 262ZM87 260V261H86ZM91 259H89V264H91L92 262V260L90 261ZM141 260H140V264H142V262H141ZM242 260V261H241ZM251 260H252V262H251ZM260 260H258V261H260ZM8 261V262H7ZM23 261V260H22ZM51 261V262H50ZM64 261H66V262H64ZM82 261V262H81ZM133 261V260H132ZM217 260L215 259V263H217L216 262ZM244 261V262H243ZM256 261V262H255ZM41 262V263H42ZM87 262V263H86ZM161 262V261H160ZM261 263L262 262H264V261H260ZM259 262V263H260ZM92 264H95V263H92ZM258 264V263H257ZM262 264H264V263H262Z\"/></svg>","mask_w":264,"mask_h":264},{"label":"water","instance_id":"95a60500","mask_svg":"<svg viewBox=\"0 0 264 264\" xmlns=\"http://www.w3.org/2000/svg\"><path fill=\"white\" fill-rule=\"evenodd\" d=\"M252 79L255 80H262L264 81V76L263 75H253L251 77ZM205 97V95H189V96H185V95H178L173 97L172 99L165 101V105H167V107H169L170 109H176L179 111H183V112H191L193 109V106L198 103L199 101L203 100ZM209 101H212L210 98H208ZM133 116L136 117H144L145 115L143 113L137 112V111H132L130 113ZM74 119L76 121H83L85 120L84 116H76L74 117Z\"/></svg>","mask_w":264,"mask_h":264}]
</instances>
